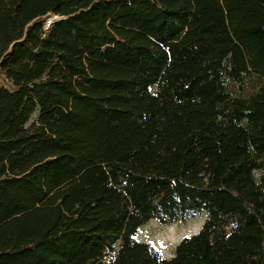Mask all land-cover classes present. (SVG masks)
Instances as JSON below:
<instances>
[{"label":"trees","instance_id":"1","mask_svg":"<svg viewBox=\"0 0 264 264\" xmlns=\"http://www.w3.org/2000/svg\"><path fill=\"white\" fill-rule=\"evenodd\" d=\"M0 79V264H264V0H0Z\"/></svg>","mask_w":264,"mask_h":264},{"label":"rangeland","instance_id":"2","mask_svg":"<svg viewBox=\"0 0 264 264\" xmlns=\"http://www.w3.org/2000/svg\"><path fill=\"white\" fill-rule=\"evenodd\" d=\"M59 18L60 16L52 15L51 18L49 19L50 22L49 21L47 22L46 27H48L53 21ZM0 84H2L1 79H0ZM37 116H38V113L36 112L33 115L31 121L35 120ZM255 176H256L257 182L259 183L262 177V171H256ZM206 215H207L206 212L189 213L181 218H178L177 220L173 222H161L157 218L151 219L149 222H147L145 225H143L139 229L136 239L139 241L149 243L150 245L157 248L163 254V256H165L166 258H171L175 253L177 244L181 241L183 237L191 236L197 233L202 228L206 220ZM195 225L199 226L197 230H193V227ZM181 229L185 230L184 234H178L177 236H175L174 241H173L174 246L168 249H166V245L162 241L152 237L153 233L156 231L158 232L169 231L171 233H175ZM163 251L164 252L166 251V253H164Z\"/></svg>","mask_w":264,"mask_h":264},{"label":"bare ground","instance_id":"3","mask_svg":"<svg viewBox=\"0 0 264 264\" xmlns=\"http://www.w3.org/2000/svg\"><path fill=\"white\" fill-rule=\"evenodd\" d=\"M49 22H50V20H49ZM198 228H199V226L195 225L193 227V230H197ZM184 231H185L184 229L178 230L175 233H171L169 231H162V232L156 231V232L153 233L152 237L162 241L166 245V249H168V248L174 246L173 245L174 244L173 241H174L175 236H177L178 234H184ZM164 253H166V251Z\"/></svg>","mask_w":264,"mask_h":264},{"label":"crops","instance_id":"4","mask_svg":"<svg viewBox=\"0 0 264 264\" xmlns=\"http://www.w3.org/2000/svg\"><path fill=\"white\" fill-rule=\"evenodd\" d=\"M173 257V256H172Z\"/></svg>","mask_w":264,"mask_h":264}]
</instances>
